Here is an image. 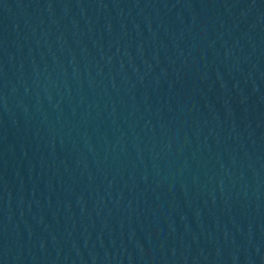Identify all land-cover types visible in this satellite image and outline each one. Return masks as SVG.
I'll list each match as a JSON object with an SVG mask.
<instances>
[{
    "label": "water",
    "instance_id": "95a60500",
    "mask_svg": "<svg viewBox=\"0 0 264 264\" xmlns=\"http://www.w3.org/2000/svg\"><path fill=\"white\" fill-rule=\"evenodd\" d=\"M0 264H264V0H0Z\"/></svg>",
    "mask_w": 264,
    "mask_h": 264
}]
</instances>
